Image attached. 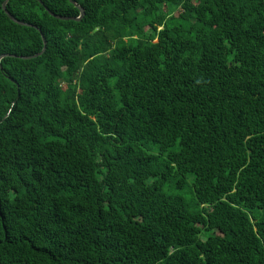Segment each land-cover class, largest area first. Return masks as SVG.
I'll return each mask as SVG.
<instances>
[{
  "label": "trees",
  "instance_id": "obj_1",
  "mask_svg": "<svg viewBox=\"0 0 264 264\" xmlns=\"http://www.w3.org/2000/svg\"><path fill=\"white\" fill-rule=\"evenodd\" d=\"M5 1L0 264H264V0Z\"/></svg>",
  "mask_w": 264,
  "mask_h": 264
},
{
  "label": "water",
  "instance_id": "obj_2",
  "mask_svg": "<svg viewBox=\"0 0 264 264\" xmlns=\"http://www.w3.org/2000/svg\"><path fill=\"white\" fill-rule=\"evenodd\" d=\"M9 1H10V0H6V1L3 3V5H2V10L6 13V15L8 16V18H9L10 20H12L13 22H15V23H17V24L22 25V23L16 21L11 15H9V14L7 13V11H6V5H7V3H8ZM69 2H70V3H73L72 0H69ZM76 7L80 10V17H79L78 19H75V20H76V21H79V20L84 16V11H83L82 8H80V7H78V6H76ZM57 18H59V17H57ZM59 19H61V18H59ZM43 42H44V46H45V40H43Z\"/></svg>",
  "mask_w": 264,
  "mask_h": 264
}]
</instances>
